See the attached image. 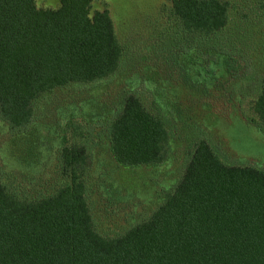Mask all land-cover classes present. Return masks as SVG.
<instances>
[{
  "label": "trees",
  "instance_id": "trees-1",
  "mask_svg": "<svg viewBox=\"0 0 264 264\" xmlns=\"http://www.w3.org/2000/svg\"><path fill=\"white\" fill-rule=\"evenodd\" d=\"M58 1L41 9L35 0H0V264H264V170L223 161L205 138L192 144L182 175L147 218L105 236L90 210L95 188L116 200L124 189L109 173L94 174L97 148L113 170L156 166L171 140L169 118L179 123L192 112L175 100L160 105V70L172 84L177 67H196L197 104L215 98L235 110L234 100L250 93L251 116H241L264 132V47L260 72L249 73L227 39V1L170 0L155 47L135 58L117 98H85L97 127L82 133L70 104L55 105L57 94L75 90L74 104L79 89L120 69L125 52L106 9ZM4 148L15 167L4 162Z\"/></svg>",
  "mask_w": 264,
  "mask_h": 264
},
{
  "label": "rangeland",
  "instance_id": "rangeland-1",
  "mask_svg": "<svg viewBox=\"0 0 264 264\" xmlns=\"http://www.w3.org/2000/svg\"><path fill=\"white\" fill-rule=\"evenodd\" d=\"M91 1L93 11L105 9L108 11L115 35L125 56L120 69L111 78L79 89L82 93L80 98H77V94L75 95L74 104L71 102L70 96L75 90L64 92L63 96L57 94L59 99L55 101V105L58 102L62 103L61 106L70 104L68 105L69 111H71L69 113L74 114L75 124L81 128L82 133L97 127V123L88 122L90 121L88 113H91L92 110L86 99L102 97L114 100L117 98L123 78H126L125 75L131 70L133 71L132 66L135 64V58L139 59L158 41L160 31L166 26L162 23V10L170 6V0ZM222 1H227L232 7L231 23L226 32L229 36L227 39L235 44L233 46L248 62L249 71L245 70L258 74L261 69V54L264 47V0ZM35 4L37 8L41 9H56L59 1L35 0ZM178 68H176L177 73L172 84L166 81L163 70L159 71V75L157 73L156 78L160 79L158 101L164 107L165 105L169 106L175 100L177 103L180 102L182 109L193 107V110L185 114L179 123H175L174 118H169L172 136L163 161L156 166L141 169L113 170L114 163L110 160L106 149L97 148L94 152L92 168L94 174L109 173L110 181L113 179L115 183H121L124 187V189L121 187V194L118 196L121 200L115 199L117 195L109 198L99 188H95L91 194V214L97 230L105 236H115L149 216L160 203L163 193L176 184L182 175L188 151L199 138L207 139L218 156L227 163L250 164L264 170V132L258 130L241 116H251L247 110L251 99L250 93L241 96L240 101L234 100L235 110L215 98L207 100L208 104H204L205 102L197 104V101L192 97L194 95L190 92L193 91L191 87L193 88V72L196 67L189 63L182 71ZM241 71L240 69V73ZM199 80L203 84L200 88L209 83L204 71L201 72ZM217 82H222L219 74ZM234 87H238V83L234 84ZM136 91L142 97L143 103L149 106L150 94L143 88ZM216 95L219 93L217 92ZM64 99H66L65 102H62ZM54 108L52 107L44 114L51 117L55 113ZM237 110L238 112H236ZM4 149L2 153L4 162L8 166L15 167L11 156L8 157L7 149Z\"/></svg>",
  "mask_w": 264,
  "mask_h": 264
}]
</instances>
